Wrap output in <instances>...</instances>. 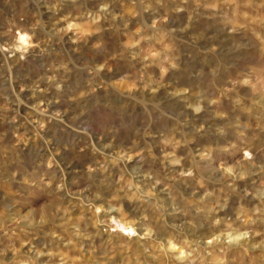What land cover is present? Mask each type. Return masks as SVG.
Returning <instances> with one entry per match:
<instances>
[{"label": "rangeland", "instance_id": "374dc122", "mask_svg": "<svg viewBox=\"0 0 264 264\" xmlns=\"http://www.w3.org/2000/svg\"><path fill=\"white\" fill-rule=\"evenodd\" d=\"M0 264H264V0H0Z\"/></svg>", "mask_w": 264, "mask_h": 264}, {"label": "bare ground", "instance_id": "6f19581e", "mask_svg": "<svg viewBox=\"0 0 264 264\" xmlns=\"http://www.w3.org/2000/svg\"><path fill=\"white\" fill-rule=\"evenodd\" d=\"M188 125V124H187ZM191 128V127H190ZM218 135V134H217Z\"/></svg>", "mask_w": 264, "mask_h": 264}]
</instances>
